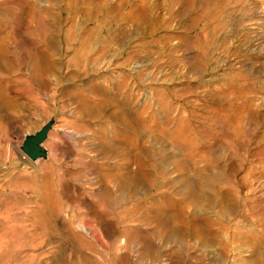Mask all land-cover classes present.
Segmentation results:
<instances>
[{"label": "rangeland", "instance_id": "rangeland-1", "mask_svg": "<svg viewBox=\"0 0 264 264\" xmlns=\"http://www.w3.org/2000/svg\"><path fill=\"white\" fill-rule=\"evenodd\" d=\"M78 245L264 264V0H0V264Z\"/></svg>", "mask_w": 264, "mask_h": 264}, {"label": "water", "instance_id": "water-1", "mask_svg": "<svg viewBox=\"0 0 264 264\" xmlns=\"http://www.w3.org/2000/svg\"><path fill=\"white\" fill-rule=\"evenodd\" d=\"M52 128V122L46 123L37 132L32 135L24 137L20 151L31 162H35L40 159H46L47 151L43 144L47 139L48 133Z\"/></svg>", "mask_w": 264, "mask_h": 264}, {"label": "crops", "instance_id": "crops-1", "mask_svg": "<svg viewBox=\"0 0 264 264\" xmlns=\"http://www.w3.org/2000/svg\"><path fill=\"white\" fill-rule=\"evenodd\" d=\"M78 255L80 254V256L78 257L82 260V261H78V264H120L118 261L115 262V254L114 251H107V252H101L96 250V251H89V250H85L84 248H82L81 246L78 245ZM99 254L106 259V261H102V257L99 256ZM86 256H90L86 259ZM86 260V261H83Z\"/></svg>", "mask_w": 264, "mask_h": 264}]
</instances>
